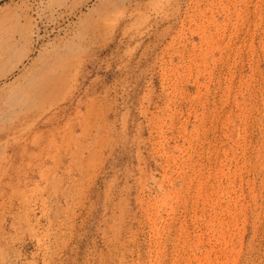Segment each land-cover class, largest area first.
<instances>
[{"label":"rangeland","instance_id":"obj_1","mask_svg":"<svg viewBox=\"0 0 264 264\" xmlns=\"http://www.w3.org/2000/svg\"><path fill=\"white\" fill-rule=\"evenodd\" d=\"M0 264H264V0H0Z\"/></svg>","mask_w":264,"mask_h":264},{"label":"bare ground","instance_id":"obj_2","mask_svg":"<svg viewBox=\"0 0 264 264\" xmlns=\"http://www.w3.org/2000/svg\"><path fill=\"white\" fill-rule=\"evenodd\" d=\"M57 81H59V80H57V79H55V78H53V77H51V78H49V81L45 84V86L44 87H39V89L40 90H42V92H48V89L49 88H52V86H54V84L57 82ZM31 90H29V92H30ZM45 95V94H44ZM25 96V95H24ZM39 98V97H38ZM26 100V99H25Z\"/></svg>","mask_w":264,"mask_h":264}]
</instances>
